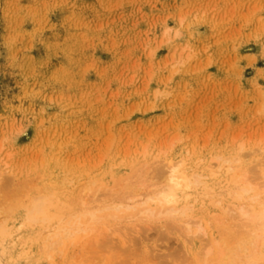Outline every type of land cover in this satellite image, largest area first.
<instances>
[{
    "label": "rangeland",
    "instance_id": "rangeland-1",
    "mask_svg": "<svg viewBox=\"0 0 264 264\" xmlns=\"http://www.w3.org/2000/svg\"><path fill=\"white\" fill-rule=\"evenodd\" d=\"M243 141H264V0H0L1 202L62 170ZM151 230L134 235L178 245ZM71 249L43 264H82Z\"/></svg>",
    "mask_w": 264,
    "mask_h": 264
},
{
    "label": "bare ground",
    "instance_id": "bare-ground-1",
    "mask_svg": "<svg viewBox=\"0 0 264 264\" xmlns=\"http://www.w3.org/2000/svg\"><path fill=\"white\" fill-rule=\"evenodd\" d=\"M143 153L84 182L62 170L29 201L2 198L0 264L55 263L73 245L82 264H104L107 248L116 264H264V141ZM151 229L178 245L134 235Z\"/></svg>",
    "mask_w": 264,
    "mask_h": 264
}]
</instances>
